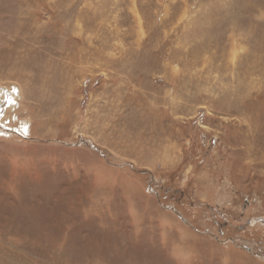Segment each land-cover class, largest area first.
I'll use <instances>...</instances> for the list:
<instances>
[{"label":"rangeland","instance_id":"rangeland-1","mask_svg":"<svg viewBox=\"0 0 264 264\" xmlns=\"http://www.w3.org/2000/svg\"><path fill=\"white\" fill-rule=\"evenodd\" d=\"M0 264H264V0H0Z\"/></svg>","mask_w":264,"mask_h":264},{"label":"bare ground","instance_id":"bare-ground-1","mask_svg":"<svg viewBox=\"0 0 264 264\" xmlns=\"http://www.w3.org/2000/svg\"><path fill=\"white\" fill-rule=\"evenodd\" d=\"M9 97V96H8ZM10 98V97H9ZM6 103V102H5ZM10 104V103H12V100L11 99H9V101L7 102V104ZM11 105V104H10ZM11 107V106H10Z\"/></svg>","mask_w":264,"mask_h":264}]
</instances>
